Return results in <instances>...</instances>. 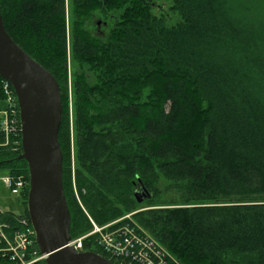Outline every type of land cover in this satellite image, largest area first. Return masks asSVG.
Here are the masks:
<instances>
[{
  "label": "trees",
  "instance_id": "16d2710c",
  "mask_svg": "<svg viewBox=\"0 0 264 264\" xmlns=\"http://www.w3.org/2000/svg\"><path fill=\"white\" fill-rule=\"evenodd\" d=\"M118 1L0 0L6 33L59 86L70 236L90 230L84 210L104 225L136 210L137 178L155 194L162 178L181 204L132 217L169 264H264V0H169L181 18L171 27L150 0H130L97 37L92 14ZM21 152V135L0 145V176L26 182L21 213L0 212L9 237L28 220Z\"/></svg>",
  "mask_w": 264,
  "mask_h": 264
},
{
  "label": "water",
  "instance_id": "95a60500",
  "mask_svg": "<svg viewBox=\"0 0 264 264\" xmlns=\"http://www.w3.org/2000/svg\"><path fill=\"white\" fill-rule=\"evenodd\" d=\"M0 78L15 94L20 122L19 159L28 170L26 212L35 233V243L45 264H116L95 252H80L67 246L70 213L62 185V151L58 130L62 121L59 86L51 73L28 56L6 33L0 13ZM140 190L133 194L140 204L149 196L137 178Z\"/></svg>",
  "mask_w": 264,
  "mask_h": 264
},
{
  "label": "built area",
  "instance_id": "2783aa9c",
  "mask_svg": "<svg viewBox=\"0 0 264 264\" xmlns=\"http://www.w3.org/2000/svg\"><path fill=\"white\" fill-rule=\"evenodd\" d=\"M0 93L3 108L0 116V132L7 145L11 136L20 135L19 111L11 85L1 80ZM0 184L11 196H19L26 186L22 178L0 176ZM28 186V184H27ZM91 228L86 233L71 237L67 246L80 252H95L117 264H169L174 261L166 248L147 231L127 217L110 221L104 225L95 223L86 215ZM19 230L9 237L0 224V258L8 257L15 264H45L47 255L41 254L35 243V233L27 219H18Z\"/></svg>",
  "mask_w": 264,
  "mask_h": 264
},
{
  "label": "rangeland",
  "instance_id": "374dc122",
  "mask_svg": "<svg viewBox=\"0 0 264 264\" xmlns=\"http://www.w3.org/2000/svg\"><path fill=\"white\" fill-rule=\"evenodd\" d=\"M125 1L119 0L118 1L119 3L116 2L115 5L118 3L117 5L120 6L119 10L116 11V10H113L112 8L110 9L107 16H102L100 13L92 14L91 19H90L89 29L93 32L94 35H96L97 37L104 36V34L109 30V28L113 26L115 22L114 17L119 18V16L123 13V10H125L127 6L132 3L130 2V0H127L126 2ZM150 2L151 4H150L149 12L153 16L161 19L164 25L171 27L181 22V18L179 14L174 9L173 4L169 0H150ZM66 20L68 21L67 8H66ZM67 61H68V68H69L68 70L70 72L71 69H70V55H69L68 39H67ZM201 106L204 107V104H201ZM69 113H70V120H71V102H70ZM69 166H70V171H71V183H72L73 193H74V196L78 204L83 209V206L81 205V202L79 200L78 191L75 185L74 174H75L76 164H75L74 148H73L72 143H71V150H70ZM156 187L158 190L157 194H155L153 191L148 190L149 196L145 198L142 203L137 204V208L135 211L131 213H126L123 217L125 218L127 217L128 221H132L133 223L141 227L132 217L134 213L139 212V211H144L147 209L178 207L181 204V201H182L181 193L175 188L171 187L168 181L160 178L159 181L157 182ZM137 190H140V185L138 183H136L133 191L135 192ZM21 211H22V208H21V205L19 204L18 196H11L8 194L7 191L0 188V212H10V213H13L14 215H18L21 213ZM84 213L88 215L85 210H84ZM94 251L99 252L98 250H94Z\"/></svg>",
  "mask_w": 264,
  "mask_h": 264
},
{
  "label": "crops",
  "instance_id": "0c3cea01",
  "mask_svg": "<svg viewBox=\"0 0 264 264\" xmlns=\"http://www.w3.org/2000/svg\"><path fill=\"white\" fill-rule=\"evenodd\" d=\"M3 108V103H2V99H0V116H1V110ZM0 188H2L4 190V188L2 187V185L0 184Z\"/></svg>",
  "mask_w": 264,
  "mask_h": 264
}]
</instances>
